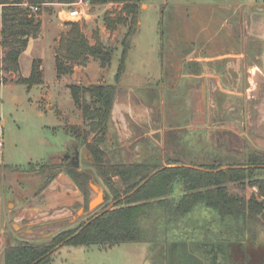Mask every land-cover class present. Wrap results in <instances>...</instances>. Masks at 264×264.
<instances>
[{"label":"rangeland","instance_id":"374dc122","mask_svg":"<svg viewBox=\"0 0 264 264\" xmlns=\"http://www.w3.org/2000/svg\"><path fill=\"white\" fill-rule=\"evenodd\" d=\"M80 1V6L54 3L31 11L41 22L39 36L29 40L17 72H0L4 78L0 84V229L4 230L0 231V264L16 242L47 241L85 222L105 206V189L84 146L80 145L77 169L91 173L87 210L80 192L64 172L70 165L60 163L61 154L73 150V138L64 127L88 130L72 101L71 85H115V102L130 108L127 116L133 139H124L117 127L109 125L101 144L111 163H140L151 155L163 162L176 158L187 165L214 159L244 162L236 154H224V148L234 145L235 140H239L236 149L245 145L248 151L264 154V78L253 73L249 81L245 75L234 81L227 71L235 63L231 52L248 56V63L251 59L261 61L264 0H143L137 10L138 31L118 83L115 75L130 16L109 31L104 16L121 14L123 4L90 5L88 0ZM74 8L84 14L80 21L59 20V11ZM71 23H78L90 44L99 39L113 50L108 68L89 58L85 65H72L71 75L57 76L55 58L60 55V40ZM33 61L41 64L42 83L28 90L18 80L29 76ZM219 72L223 73L221 81L216 77ZM235 85L238 92L243 91L239 97L230 93ZM245 90H249L248 96L242 94ZM137 109L138 115L133 112ZM142 109L149 110L151 116L140 114ZM150 129L153 131L149 133ZM163 130L169 133L161 139ZM94 137L98 135L90 133L88 142ZM137 141L139 144L132 147ZM130 146L136 158L128 155ZM44 162L63 167V175L42 190L51 171L28 167ZM256 176L264 179V170ZM113 180L122 190L120 180ZM180 189L175 187V197ZM227 189L246 199L254 196L264 205V194L247 183H230ZM141 225L146 231L143 242L111 248L61 246L49 264H213L202 248L216 246L225 238L218 215L203 206L173 222L152 213ZM250 242L248 238H233L228 246L223 244L224 263L258 264L264 255V232H258L254 248L249 247Z\"/></svg>","mask_w":264,"mask_h":264},{"label":"trees","instance_id":"16d2710c","mask_svg":"<svg viewBox=\"0 0 264 264\" xmlns=\"http://www.w3.org/2000/svg\"><path fill=\"white\" fill-rule=\"evenodd\" d=\"M142 1L88 0L90 5L123 4L121 14L114 18L104 16L105 27L109 31H114L118 24L124 23L126 17L130 16V27L122 41V52L115 75L116 83L124 72L132 38L138 31L137 10L138 4ZM75 2L77 0H0V51L3 52V56L0 57V72H17L19 58L27 49L29 40L37 38L41 32V22L31 12L30 7L39 10L43 5L54 3L71 5ZM70 25L71 29L60 40L58 48L60 55H56L55 58L57 76L71 75L72 65H85L89 58L97 60L101 68H108L113 50L104 47L99 39H95L94 44H90L78 23ZM40 66L39 61H33L29 76L20 78L19 83L25 85L28 90L40 85L42 83ZM3 82L4 78L0 75V84ZM69 90L72 101L80 109L88 130L67 125L64 127V132L84 146L91 155L92 167L105 189V193L103 192L105 206L85 222L63 230L47 241L16 242L5 253L3 264H49L51 256L61 246L95 245L111 248L124 243H140L146 239V231L141 221L152 213L173 222L184 219L198 206L214 211L219 217L223 229L222 236L225 238L219 241L220 243L216 245L218 247L230 244L233 238H238L240 241H247L248 238L251 240L249 246H252L256 242L258 232H264L263 203L258 202L254 196L246 199L230 194L227 189L230 183H247L264 194V179L256 176L257 172L264 170L263 153L248 151L245 145L236 149L235 144L239 140H235L232 142L234 145L224 148V154H236L244 162H222L214 159L200 163L191 161L187 165L176 158L163 162L158 156L151 155L140 163L122 160L111 163L101 144L104 143L106 130L111 123L116 86L71 85ZM86 95L89 97V102ZM90 133L98 137L88 142ZM174 134L172 133L173 136ZM35 167L51 171L42 190L55 181L63 171L61 169L63 167L50 165L47 162L33 164L28 168ZM64 172L81 193L87 210L92 190L91 186L89 187L91 173L71 166L66 167ZM151 174L154 175L141 185ZM114 178L120 180L122 190L116 187ZM176 186L181 188V192L175 197ZM112 202L115 204L107 209ZM262 251L264 254V249ZM258 264H264V255Z\"/></svg>","mask_w":264,"mask_h":264},{"label":"crops","instance_id":"0c3cea01","mask_svg":"<svg viewBox=\"0 0 264 264\" xmlns=\"http://www.w3.org/2000/svg\"><path fill=\"white\" fill-rule=\"evenodd\" d=\"M231 54H232V52H231ZM231 54H230L231 58L232 57L235 58V63H231L230 62L231 63L230 66L231 67L229 69H227V71L228 72L231 71L230 73H231L234 81L242 80L240 77H242L243 75L246 76V80H248V81L252 79L253 75H261L264 78V46H263V52H262V55H261V61L258 60L260 64L256 63V62H253L252 59L248 63L249 57L248 56H241V54H238V52H236V53H234L232 55ZM238 56H239V58H238ZM240 72H242V73H240ZM251 74H253V75H251ZM222 75H223V73L219 72L218 75L216 76L219 81L222 80V77H223ZM234 90L235 91H230V93L235 95V97L236 96L237 97L241 96V92H243V91L240 90L238 92L237 89H236V85H235V89ZM248 92H249V90H245L244 93H242V94H244V95L246 94L248 96L249 95ZM121 103L120 102L116 103L115 100H114V104H113V108H112V112H111V123L109 125H111V126L113 125L114 127H117L119 132L122 133L124 139L131 140V139H133V137H132V135H133V132H132L133 126L129 122V121H131L130 117L127 116L128 115L127 112L130 110V108H128L127 106H124L123 103L122 104ZM147 109L140 110V114H145V115H148V117H150L151 114H150L149 110H147ZM138 111L139 110L137 109V110H135L133 112L136 115H138V113H139ZM141 120H144V119L141 118ZM151 131H153V129H150L149 133ZM168 133L169 132L163 130L162 133H161V136H160L161 139H162V137L168 136ZM175 135H177V133ZM171 138L173 139V136ZM71 140H72L73 149L76 148V150H78V152L81 151L80 144L77 143L73 139H71ZM111 144H113V142H111ZM137 144H139L138 141L137 142H133L131 146L134 147V146H137ZM131 146H130V148H127V153H128V155H131V156L136 158L137 156H136L134 150H132ZM62 175H63V173L59 174L57 179L58 180L62 179Z\"/></svg>","mask_w":264,"mask_h":264},{"label":"flooded vegetation","instance_id":"af4514ba","mask_svg":"<svg viewBox=\"0 0 264 264\" xmlns=\"http://www.w3.org/2000/svg\"><path fill=\"white\" fill-rule=\"evenodd\" d=\"M59 159H60V161H61L60 163L62 165H64V166L70 165L71 167H74V165L76 163L75 150L73 149V150L67 151L65 153H62ZM0 225H1V214H0ZM0 231L4 232V230H1V229H0ZM259 244H260V242H259ZM261 244L264 245L262 242H261ZM222 246L219 245V247H218V246H211V245L207 246L206 245V247L202 248V250L204 249V252L206 253V254L204 253L205 256H207L209 258V260L213 262V264H222V263H224V260H222V257H221L222 253H223V247ZM227 252H228V250H227ZM224 264H230V262L224 263Z\"/></svg>","mask_w":264,"mask_h":264},{"label":"built area","instance_id":"2783aa9c","mask_svg":"<svg viewBox=\"0 0 264 264\" xmlns=\"http://www.w3.org/2000/svg\"><path fill=\"white\" fill-rule=\"evenodd\" d=\"M63 5V4H62ZM66 5V4H65ZM80 6L81 5V1H77L73 4H71L70 6ZM25 6V5H24ZM69 6V5H68ZM31 11H33L34 13L36 11H38V9L36 7H30ZM64 12V14L62 13ZM59 11L58 13V18L60 21H67V20H71V21H80L83 17L84 14L82 11L78 10L77 8H74L73 10H69L67 12L65 11ZM65 15V18L63 19L61 15ZM3 147V140H2V129L0 128V148Z\"/></svg>","mask_w":264,"mask_h":264},{"label":"water","instance_id":"95a60500","mask_svg":"<svg viewBox=\"0 0 264 264\" xmlns=\"http://www.w3.org/2000/svg\"><path fill=\"white\" fill-rule=\"evenodd\" d=\"M12 1H14V0H12ZM75 150V157H76V163H75V165H74V168H78V164H77V161H78V156H79V152H78V150H76V148L74 149ZM154 174H151L141 185H143L144 183H146L152 176H153ZM140 185V186H141ZM139 186V187H140ZM138 187V188H139ZM92 188V187H91ZM114 205V204H113ZM113 205H111L110 207H108L107 209H109V208H111ZM91 206V205H90Z\"/></svg>","mask_w":264,"mask_h":264},{"label":"bare ground","instance_id":"6f19581e","mask_svg":"<svg viewBox=\"0 0 264 264\" xmlns=\"http://www.w3.org/2000/svg\"><path fill=\"white\" fill-rule=\"evenodd\" d=\"M97 201H98V200H97ZM94 203H96V201H95Z\"/></svg>","mask_w":264,"mask_h":264}]
</instances>
